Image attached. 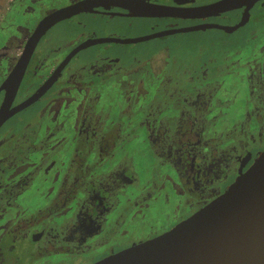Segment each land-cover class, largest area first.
Segmentation results:
<instances>
[{
    "label": "flooded vegetation",
    "instance_id": "obj_1",
    "mask_svg": "<svg viewBox=\"0 0 264 264\" xmlns=\"http://www.w3.org/2000/svg\"><path fill=\"white\" fill-rule=\"evenodd\" d=\"M61 1L38 11L29 28L8 14H26L29 5L0 0V22L14 29L0 48V89L39 20L81 4L37 40L12 98L0 91V107L17 110L0 124V264H93L161 235L220 195L264 149V0ZM148 5L176 13L143 14ZM135 24L139 34L121 30ZM240 31L241 45L219 38ZM210 33V42L191 43L206 50L197 56L210 68L187 69L200 79L171 87L156 79L166 74L164 62L155 68L146 51L168 45L153 43ZM156 34L163 35L126 41ZM132 45L147 50L127 60L122 50ZM240 56L248 101L240 118L226 121L216 97L219 74L231 73L228 63ZM178 70L170 69L175 77ZM148 88L161 89L167 105L151 101ZM151 105L162 115L153 116ZM137 134L155 162L148 171H139L125 150ZM37 179L41 189L33 186ZM33 193L42 202L30 210L20 202L30 203ZM154 201L169 207L160 222L150 214Z\"/></svg>",
    "mask_w": 264,
    "mask_h": 264
},
{
    "label": "water",
    "instance_id": "obj_2",
    "mask_svg": "<svg viewBox=\"0 0 264 264\" xmlns=\"http://www.w3.org/2000/svg\"><path fill=\"white\" fill-rule=\"evenodd\" d=\"M80 5L63 7L39 20L0 91L4 90L12 98L37 40L52 24L75 13ZM174 10L148 5L142 13L173 16L170 11ZM163 34L126 41L136 42ZM3 105L0 107V124L17 111ZM93 264H264V149L220 195L167 232Z\"/></svg>",
    "mask_w": 264,
    "mask_h": 264
},
{
    "label": "rangeland",
    "instance_id": "obj_3",
    "mask_svg": "<svg viewBox=\"0 0 264 264\" xmlns=\"http://www.w3.org/2000/svg\"><path fill=\"white\" fill-rule=\"evenodd\" d=\"M21 2L23 4H27L30 6V12L24 14L23 12H20L19 10L20 8H17L15 10H11L8 13L9 17L15 16L14 18L15 20L12 21L14 24L20 25L23 22H29V23H26V25L29 28H31L32 22L36 20V17L39 14L38 11H42V10L50 11L52 10L53 7H56L62 1L61 0H41L39 3V6L37 5V2L30 3L29 0H21ZM15 6L20 7L21 4H15ZM138 27H139V24L126 25V26L124 25L121 28V30L123 29L124 31L127 29L130 31L132 30L136 31V28ZM13 32H14V29L8 26L6 21L0 22V48L6 45L9 35H12ZM243 33L244 32L240 31L238 33H235L232 36L223 35V36H220L219 38L222 40L228 41L229 45L232 44L234 41L237 42L239 45H241L244 43ZM115 34L117 36H122V35L127 36V34L123 32L115 33ZM134 34H139V33H137L136 31V33H132L131 35H134ZM215 37H216V34L214 33L194 34V35H187V36L179 35L171 39H166L160 42H155V44L153 43L154 47H157L156 45L161 42H165V44L168 45V50H161L159 52H154L153 50L155 48H151L149 51H146L147 53L152 52L154 54L153 56L149 58L151 59V61H153L152 64L155 68H157L164 62V67L166 68L165 69L166 74L163 72H160L161 76L157 77L156 79H161V81H165L167 84H169L170 87L174 83L180 86H183L185 84L191 83L192 81L195 80V78L200 79L201 77H199L200 75L198 71L196 72L193 70V72H190V74H187V69L189 67H199V66L209 67L208 62L204 60L203 55L197 56V54L199 53L203 54L206 50L203 47L191 46V43H200V42L207 43L211 41V38L214 39ZM145 49H146L145 45L144 46L143 45H140V46L132 45L131 47H127L123 49L122 54H125V57L128 60V53L139 54V52H142ZM239 58L240 59L238 61H233L231 63L232 65L228 63L229 66H232L229 68L231 73L226 74V71L224 70V72L219 74L224 78V82L221 83L222 88L217 92L216 97L218 98L219 101H222V100L224 101V106H222L220 114L224 115V120L226 121H232L234 117L240 118V116L242 115V111L245 106V103L248 101L247 94L245 93V87H244V84L242 83V77L245 75V73L241 72V69H240L242 67L241 65L242 56H240ZM223 63L226 64V62H223ZM172 67L179 68L178 71L180 72V74H178L176 77L170 71ZM208 71L209 69L207 68V74H208ZM170 73H172V75L174 76L172 77ZM188 75H189V78H188ZM156 79H154V82L156 81ZM170 87L168 89H170ZM103 89L105 90L107 88H103ZM169 94H170V91L168 95ZM147 97L151 99V101L152 99L154 100L155 98V99H158V103L159 101H161V103L165 102V105H167V101H166L167 96L163 97V92L161 89L160 91H158L157 89L151 90L148 88ZM151 101L148 103L149 106L151 104ZM144 104H146V101L141 102L139 104V107H138L139 110L138 109L135 110L136 116L140 117L142 114H144L145 111L142 109L144 107L143 106ZM31 109L33 108H30L29 110ZM149 110L153 116L155 113H157L155 115L157 116L158 114L163 112L162 110L156 108L154 105H151V107H149ZM220 114H218V117L220 116ZM125 150L127 151V154L131 156L132 164H134L139 171H148L155 164V162L151 160V156L147 150L145 141H143L141 136L138 134L136 135L135 138H131L126 143ZM138 177L140 179L139 183H141V181H143V178H141L139 174H138ZM40 182L41 180L37 179V184H34L33 186L40 187L41 189L42 186L40 185ZM31 196L35 197V199L30 198L29 199L30 203L25 202L23 199H22L23 201H21L20 203L23 206L26 205L27 207H29L30 210H33L32 207L36 206L39 202H42V201L40 200L41 196L38 197L37 194L33 193ZM171 207L172 205L170 204V209ZM149 210H150L151 217L155 221L160 222L165 218L166 213L169 210V207L166 206L165 204H161L157 201H154L153 204L150 206Z\"/></svg>",
    "mask_w": 264,
    "mask_h": 264
}]
</instances>
